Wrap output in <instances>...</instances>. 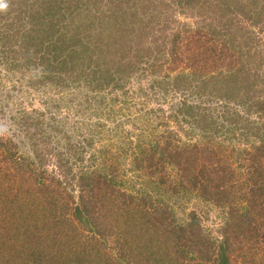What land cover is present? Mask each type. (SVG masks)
<instances>
[{
	"label": "trees",
	"instance_id": "16d2710c",
	"mask_svg": "<svg viewBox=\"0 0 264 264\" xmlns=\"http://www.w3.org/2000/svg\"><path fill=\"white\" fill-rule=\"evenodd\" d=\"M99 1L76 2L85 5L87 12V25H82L78 35H83L89 21L96 22L93 35L84 34L82 39L97 42L94 55L105 63V68H99L101 75L97 76L100 71L96 70L94 78L100 81L103 77L101 91L106 94L113 78L109 72L114 70L112 75L118 74L113 82L123 88L124 99L142 98L144 106L127 118L142 123L130 144L136 155L134 184L113 189L110 183L119 170L106 158L110 178L92 174L82 184L86 204L108 212V207L116 208L121 213L122 220L112 228L115 233L98 229L104 240L107 235L115 236L118 256L109 255L111 249L99 241L101 237L62 231L65 218L55 216L62 200L55 197L68 196L64 182L25 163L16 144L0 140V264H55L52 256L60 264H264V0H170V7L178 2L176 9H187L185 15L193 17L196 4L201 15L198 27L176 31L170 27L176 22L172 17L177 10L163 13L158 22L160 30L155 25L148 31L145 25L137 37L146 41L149 38L148 48L142 41L125 49L128 61L121 58L122 50L116 46L139 29L134 18L135 1L106 0L104 5ZM149 2L154 8L159 1ZM65 3L0 0V66L4 70L19 69L20 55L29 51L30 40L20 35L27 24L37 23V38L46 37L51 27L63 30L61 42L69 29L78 28L69 20L70 4ZM45 17L52 22L43 28L41 21ZM21 18L23 21L18 23ZM204 24L210 29L204 30ZM58 58L60 65L68 55L60 54ZM36 62L43 64L44 58ZM61 69L57 70L62 73ZM184 72L195 81L177 84L151 80L155 74L163 73L168 78ZM132 76L138 77V89H126L132 85ZM68 77L59 84L72 76ZM162 90L169 97L168 104L179 94L188 98L196 93L201 105L195 107L184 99L178 110L164 108ZM213 103L227 119L225 122L234 126L233 133L245 131L244 147L236 156L216 149L211 141L218 133L213 116L208 112L200 118L197 114L205 108L203 104ZM241 106L244 111L237 110ZM154 116L158 121L153 122ZM191 121L201 125L207 142L198 139L190 145L187 140L182 144L186 124L191 131L194 129ZM170 199L178 200L182 206L169 203ZM192 202L198 204L199 210ZM201 202L206 203V213L200 208ZM66 206L58 208L67 211ZM211 211L218 214L219 220L214 236L207 233L204 225V215ZM27 218L32 221L28 229L24 224ZM52 238L53 245H40V255L24 253L22 246L14 256L12 252L8 257L1 255L8 240ZM92 239L96 240L94 244ZM105 251L110 258L107 263L103 261Z\"/></svg>",
	"mask_w": 264,
	"mask_h": 264
},
{
	"label": "rangeland",
	"instance_id": "374dc122",
	"mask_svg": "<svg viewBox=\"0 0 264 264\" xmlns=\"http://www.w3.org/2000/svg\"><path fill=\"white\" fill-rule=\"evenodd\" d=\"M27 1L31 2V0ZM38 1L44 2V0ZM48 1L59 2L62 0ZM63 1L66 2L65 5L70 4L69 20H72L73 24L75 22L78 28L69 29L70 33L64 36L65 40L63 39L61 42L63 30L51 27L46 37L37 38V23L27 24L26 31L20 35H25L24 39L30 40L29 51L20 55V68L7 71L0 66V140L5 143L11 141L16 144V150L23 155L25 163L34 164L39 170H45L47 176H56L61 182H64L63 187H66L65 193L68 196L56 195L55 197L62 200L57 205L58 207L67 204V211H63L58 207L55 209L57 211L55 216H61V219L65 218L61 230H69L73 234L75 231L85 235L89 233L90 237L99 239L101 237L98 231L99 228L104 233L116 232V229L112 228H116L115 226L120 223L119 220H122L121 213L116 208L108 207V210H110L108 212L107 209L103 210L91 203L86 204L82 197L84 194L82 184L92 174H99L107 179L110 178L105 158L111 160L112 164L116 165L119 170L117 177H114L116 179H113L112 184L110 183L113 189L121 188L126 184H134V182L132 183L133 178H135L133 159L136 155L131 151L133 145L130 146V144L136 139L134 132L137 133L138 129L142 128V123L138 120H127V118H131L135 112L144 107L142 104L143 99L125 100L123 88L113 82L118 74L112 75L114 70L109 72L110 79L113 77L111 80L112 85L108 88L106 94L101 91L104 85L103 77L100 81L94 77L96 76V70L100 71L97 76L101 75L105 63H101L99 57L94 55L96 51L93 48L97 42L88 43L85 39L82 41L84 34L93 35L96 22L89 21L88 31L86 29L83 35H78L77 32L82 29V25L84 23L87 25V12H84L85 5L76 2H85V0ZM124 1H135L136 16L134 15V18H136V26H139L137 32L129 35L128 38H125L116 46L117 49L122 50L121 58L128 61L130 59L125 49H130L132 45L136 47L142 41L146 48L150 46L149 38L147 41L142 40L143 38H137L141 34V28L148 25L147 28L150 31L151 26L156 25V30H160L158 29L159 18L163 13L172 14L173 11L177 10V4L179 3L176 2L174 3L175 6L170 7V0H157L159 2L153 8L149 0ZM99 2H103L100 5H104L106 0H100ZM74 8L77 9L74 10ZM198 8L195 4L196 15L194 17L191 14L185 15L187 9H184L183 12L177 10L172 17L176 22L170 28H175L177 31L198 27L201 22V15L197 13ZM22 21L21 18L18 23ZM28 21L29 16H26L25 22L28 23ZM50 22H52V19L45 17L41 21V26L45 28L49 26ZM53 23L57 24V20H53ZM203 28L204 30L210 29L207 24H204ZM76 44L78 46L84 45V47L73 46ZM150 50L154 51V48L151 47ZM70 51L71 53H69ZM60 54L68 55V59L58 65L61 61L58 58ZM141 54L137 61L140 60ZM133 57H135V54ZM40 58H44L43 64L36 62ZM57 69H61L62 73ZM163 71L166 72L165 68ZM162 74L152 75L151 80H163L177 84L187 83L191 80L195 81L193 76L187 78L185 72L180 76L171 74L172 77L170 75L168 78H164ZM68 75L72 77L67 82L59 84L61 79L69 78ZM138 75L140 76L139 73ZM78 76L80 77L79 80H75L74 77ZM137 78L135 76L132 85L129 86L128 84L126 89H138L139 85L135 84ZM161 95L165 104L164 108L171 110H178L184 99H187L188 104H193L195 107L201 105L202 102L196 93L188 98L179 94L173 98L170 104H168L169 97L163 90ZM102 102L103 105H101ZM203 106H205L203 111L197 113L199 117L201 118L202 114L209 112L214 118L213 121L218 125V133L211 140L217 146L216 149L228 150L236 156V152L244 147L243 140H245V136L242 135L245 131L239 130L233 133L232 130H235V128L232 127L234 126L230 127L225 122L227 119L225 116L222 117V112L216 103L211 106L203 104ZM242 107L237 110L244 111ZM205 109H208V111H205ZM229 115H231V112H228ZM156 121L158 119L154 116L153 122ZM194 124L192 131L189 124H186L185 133H182V144H185L186 140L189 141V145L198 141V139H202V143L208 141L203 131L201 132V125L199 124L198 127L197 123ZM252 143L253 140L249 142V145ZM8 148L12 149L10 145ZM124 150H127V153ZM65 182H67V186ZM168 202L176 204L178 207L182 206L181 202L175 199H170ZM192 204L195 206L196 203L192 202ZM201 204L200 208L206 213V203L201 202ZM196 206L199 210L198 204ZM204 219L207 233L211 236L216 235L215 228L218 226L217 222H219L218 214L211 211L210 214L204 215ZM31 222L29 218H27V221L24 220L26 229H28L27 224ZM123 230L125 233L127 232L126 227ZM114 240V235H107L105 240L104 237L99 240L104 246L107 245L108 250L111 249L112 254L109 253L110 256H118ZM121 240L125 239L121 238ZM54 241V239L8 240L9 243L7 242L8 245L4 247L5 251L1 252V255L8 257L12 252L11 256H14L16 249H20L21 246L25 250L24 253L40 255L38 252L41 251V248L53 245ZM95 241L92 239L90 242L94 244ZM81 244H84V241ZM103 249L102 247L101 250ZM105 253L106 251L102 252V255L105 256ZM109 259L105 256L103 261L107 263ZM51 260L55 264H60L57 258L53 256Z\"/></svg>",
	"mask_w": 264,
	"mask_h": 264
},
{
	"label": "clouds",
	"instance_id": "9594fccd",
	"mask_svg": "<svg viewBox=\"0 0 264 264\" xmlns=\"http://www.w3.org/2000/svg\"><path fill=\"white\" fill-rule=\"evenodd\" d=\"M0 6H2V5H0Z\"/></svg>",
	"mask_w": 264,
	"mask_h": 264
}]
</instances>
